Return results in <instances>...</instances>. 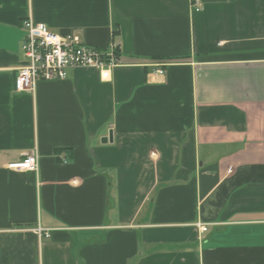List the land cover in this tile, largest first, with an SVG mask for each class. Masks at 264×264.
Returning a JSON list of instances; mask_svg holds the SVG:
<instances>
[{"label":"crops","instance_id":"crops-1","mask_svg":"<svg viewBox=\"0 0 264 264\" xmlns=\"http://www.w3.org/2000/svg\"><path fill=\"white\" fill-rule=\"evenodd\" d=\"M30 18L120 65L17 91ZM0 264H264V0H0Z\"/></svg>","mask_w":264,"mask_h":264},{"label":"built area","instance_id":"built-area-1","mask_svg":"<svg viewBox=\"0 0 264 264\" xmlns=\"http://www.w3.org/2000/svg\"><path fill=\"white\" fill-rule=\"evenodd\" d=\"M198 10V9H197ZM27 32L22 51L26 65L19 72L16 88L19 92L32 91L37 82L43 80L65 79L71 69H93L101 73L103 79H109L111 71L120 65L118 45L110 44L107 50H98L84 45L79 37L68 34L59 35L44 24H38L32 18L23 23ZM163 75V71H158ZM38 155L28 154L21 162L9 165L17 171H37ZM202 232L208 227L198 225Z\"/></svg>","mask_w":264,"mask_h":264},{"label":"water","instance_id":"water-1","mask_svg":"<svg viewBox=\"0 0 264 264\" xmlns=\"http://www.w3.org/2000/svg\"><path fill=\"white\" fill-rule=\"evenodd\" d=\"M103 141H104V142H106L107 140H106V139H104Z\"/></svg>","mask_w":264,"mask_h":264}]
</instances>
